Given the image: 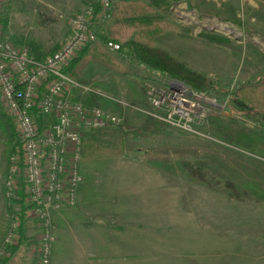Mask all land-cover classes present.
Here are the masks:
<instances>
[{
  "label": "rangeland",
  "instance_id": "1",
  "mask_svg": "<svg viewBox=\"0 0 264 264\" xmlns=\"http://www.w3.org/2000/svg\"><path fill=\"white\" fill-rule=\"evenodd\" d=\"M165 1L169 7L151 14L165 24L152 39L153 46L204 75L211 90L197 91L219 107L204 120H195L191 131L125 107L148 112L147 90L173 78L140 64L122 45L101 44L100 36L106 35L113 19L99 26L95 43L114 66L86 65L76 81L80 87L69 92V99L122 115L124 124L115 129L122 131L126 147L120 155L82 160L81 196L97 202L86 205L85 211L101 214L91 216L92 221L106 223L109 218L114 225L117 264L135 258L143 264H264V200L230 198L185 179L181 169L183 164L198 168L220 190L229 180L249 197L264 192L251 180L264 182V113L241 112L232 103L237 87L264 80V0ZM96 2L3 0V36L42 59L66 40L69 17ZM208 36L226 38L232 47L211 42ZM222 94L225 99L219 101ZM0 109L10 120L1 98ZM232 130L240 133L241 144L230 141ZM11 131L13 136L0 125L3 183L9 158L19 149L14 124ZM19 199L4 198L0 207V219L8 220V228L12 215L25 209ZM68 237L71 248L75 244ZM72 255L66 252L69 261Z\"/></svg>",
  "mask_w": 264,
  "mask_h": 264
},
{
  "label": "built area",
  "instance_id": "2",
  "mask_svg": "<svg viewBox=\"0 0 264 264\" xmlns=\"http://www.w3.org/2000/svg\"><path fill=\"white\" fill-rule=\"evenodd\" d=\"M125 1L129 0H98V9L89 5L72 14L66 40L42 60L5 38L0 22V98L19 141L18 151L9 158L5 198L13 200L20 192L24 217L31 216L39 226L37 264H51L52 213L77 205L83 183V141L90 131L113 130L124 124L120 114L70 100L69 92L80 86L65 69L78 52L97 41V29L112 21L114 5ZM146 96L148 112L125 107L183 131H191L195 120H204L219 107L206 93L175 79L150 87ZM20 223L19 214L12 215L0 258L8 255Z\"/></svg>",
  "mask_w": 264,
  "mask_h": 264
},
{
  "label": "trees",
  "instance_id": "3",
  "mask_svg": "<svg viewBox=\"0 0 264 264\" xmlns=\"http://www.w3.org/2000/svg\"><path fill=\"white\" fill-rule=\"evenodd\" d=\"M173 2L176 3V0H173ZM98 3L93 4L96 9H98ZM160 7L165 10L164 7H169V4L165 0H129L114 5L112 9L113 22L107 29L106 35L100 36L101 39L99 40H101V44L122 45L121 47L128 50L131 58L140 64L158 72L165 73L173 79L183 81L195 90L208 92L211 88L209 86V80L204 75L191 70L187 64L177 61L164 50L153 46L152 39L163 31V26L165 25L163 21L151 16ZM1 23L2 27L5 28L6 22L1 20ZM234 23L240 24L237 20H234ZM246 34L251 36L252 33L247 30ZM208 37V40L211 42L232 47V43L226 38ZM93 62H105L110 66H114L112 58L98 44L93 43L79 52L65 71L71 78L77 81L82 68ZM89 96L95 97L96 95L90 92ZM232 97L233 105L241 112H253L259 115L264 113V80L255 85H241L237 87L232 93ZM224 99V94L218 98L219 101H224ZM38 123L41 124L40 118L38 119ZM0 125L4 130L8 131L10 136H13V131H11L13 123L5 118L1 109ZM262 139L264 142V135ZM230 141L235 145L238 143L241 144L240 133L235 130L230 131ZM125 147V139L120 129L106 131L93 130L88 133V136L82 143L81 156L82 159L116 156L123 153ZM262 149L264 150V143L262 144ZM181 169L182 177L185 179L207 189H213L218 192L223 191L222 193L227 194L230 198L239 201L243 199L264 200L263 191L259 196L252 198V196L249 197L250 195L240 190L229 180L225 182V188L220 190L211 186L198 168H193L189 164H183ZM165 171L168 173L173 172L168 167L165 168ZM251 180L258 187L264 188L263 181H259L255 177H251Z\"/></svg>",
  "mask_w": 264,
  "mask_h": 264
},
{
  "label": "crops",
  "instance_id": "4",
  "mask_svg": "<svg viewBox=\"0 0 264 264\" xmlns=\"http://www.w3.org/2000/svg\"><path fill=\"white\" fill-rule=\"evenodd\" d=\"M12 43L16 47H22L16 41ZM3 177L4 172L1 174V181ZM2 183L0 182V207L5 205V183ZM17 197L24 203L20 192ZM95 203H97L95 200L82 197L79 187L77 205L74 208L52 213V220L56 231V242L53 246L51 264H117L116 230L114 225L109 223V218L108 220H104L108 221L106 223L94 221L95 219L92 221L90 220L91 216H100L101 214H92L90 210L85 211L86 205H93ZM103 204L105 203L103 202ZM107 204H109V201ZM6 210L9 212L10 209L7 207ZM23 211L21 210V213H18L21 223L15 235L14 244L8 248V255L0 258V264H37L40 229L37 222L31 216H23ZM94 211L97 212V210ZM103 216L105 215L103 214ZM8 229V220L0 219V250L3 248V242ZM68 235L72 238L71 242L75 244L71 248L69 246L70 241L68 239L70 237ZM69 251L73 252L71 256L72 261H69L70 258L66 256V252L69 253ZM138 259L135 258L133 259L134 261H127V264H143V260Z\"/></svg>",
  "mask_w": 264,
  "mask_h": 264
}]
</instances>
